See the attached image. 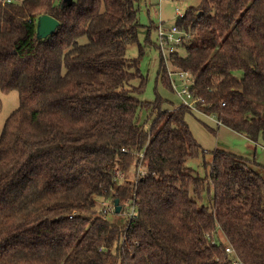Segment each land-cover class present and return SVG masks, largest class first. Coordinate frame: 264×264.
I'll list each match as a JSON object with an SVG mask.
<instances>
[{
  "label": "trees",
  "instance_id": "16d2710c",
  "mask_svg": "<svg viewBox=\"0 0 264 264\" xmlns=\"http://www.w3.org/2000/svg\"><path fill=\"white\" fill-rule=\"evenodd\" d=\"M136 1L0 3V90L20 97L0 134V264H232L227 246L264 264L255 163L216 151L210 174H194L192 112L138 97L146 79L127 57L142 28ZM43 15L60 25L38 39ZM178 26L190 38L159 76L173 91L168 64L189 73L206 114L264 142V0H202ZM138 166L149 174L135 184L115 176ZM134 194L127 226L96 215L97 198L122 206Z\"/></svg>",
  "mask_w": 264,
  "mask_h": 264
},
{
  "label": "rangeland",
  "instance_id": "374dc122",
  "mask_svg": "<svg viewBox=\"0 0 264 264\" xmlns=\"http://www.w3.org/2000/svg\"><path fill=\"white\" fill-rule=\"evenodd\" d=\"M7 0H0V3ZM23 0H11L12 3H19ZM202 0H137L136 7L139 9V21L142 24L139 40L127 46V57L138 61V69L146 79L145 91L138 97L145 102H155L158 98L163 101V110L173 111L182 106L181 99L171 90L168 84L159 76L162 65V54L158 48V26L163 23L165 29L177 26L181 14H186L190 8H198ZM181 52V51H180ZM168 69L173 72L171 65ZM141 77L131 83L138 86ZM176 85L181 88L176 76ZM2 99V112L0 114V134L2 133L7 119L20 107V97L17 91L3 93L0 90ZM143 121L147 126L151 124L155 115L150 117L149 112H141ZM150 117V120H148ZM185 121L196 142L202 147V152L196 158L187 162L194 174L200 177H207L210 174L209 164L213 160V153L224 151L250 160L255 163L253 166L256 172L264 176V142L254 143L245 136L233 131L227 126L218 125L216 116H207L203 113L192 112L185 116ZM202 202L208 205L209 190L202 193ZM108 203L101 198L96 200V215H101L107 209ZM108 222L117 226H124L125 216L120 213H109Z\"/></svg>",
  "mask_w": 264,
  "mask_h": 264
},
{
  "label": "built area",
  "instance_id": "2783aa9c",
  "mask_svg": "<svg viewBox=\"0 0 264 264\" xmlns=\"http://www.w3.org/2000/svg\"><path fill=\"white\" fill-rule=\"evenodd\" d=\"M7 3H12L11 0H7ZM178 15L180 16V19L184 18L185 14H181L178 10ZM158 48L162 54L163 59L165 62H169V57L171 54L178 52L179 46L183 44V41L187 38H190L189 33L181 30L179 26H173L172 28L165 29L163 26V23L158 26ZM174 76H176L181 83L179 88L176 85V80H174ZM168 77L170 79L171 86L173 88V91L176 93V95L181 99L182 106L189 109L191 112H199L203 113L207 116H212L209 114H206L204 111L205 108V102L204 99L201 96H196L193 93V85H194V79L191 77V75L187 72L181 71L179 69L175 71H170L168 69ZM222 106H225V103L222 104ZM215 116V115H214ZM218 125H221V122L218 121ZM134 177L128 178L126 173L117 170L115 172L116 178L121 181H131L134 184L139 180L140 177L147 176L149 172L145 169H142L141 166H138L134 169ZM121 212L123 216H125V224L124 227L127 226L134 218L137 216V199L136 195L134 194L133 199L127 200L122 206H121ZM109 213H115V206L110 204L108 205L107 209H104L101 212V215L105 219H107V216ZM74 215H71L70 218H73ZM226 252L230 256L232 264H246L241 258L239 257L238 253L230 246L226 247Z\"/></svg>",
  "mask_w": 264,
  "mask_h": 264
},
{
  "label": "water",
  "instance_id": "95a60500",
  "mask_svg": "<svg viewBox=\"0 0 264 264\" xmlns=\"http://www.w3.org/2000/svg\"><path fill=\"white\" fill-rule=\"evenodd\" d=\"M74 3V0H63V5L64 7H71ZM60 25V22L49 16V15H43L40 16L37 20V38L38 39H45L49 37L50 35L54 34L56 30L58 29ZM115 212L120 213L121 212V206H120V201L116 200L115 201Z\"/></svg>",
  "mask_w": 264,
  "mask_h": 264
},
{
  "label": "crops",
  "instance_id": "0c3cea01",
  "mask_svg": "<svg viewBox=\"0 0 264 264\" xmlns=\"http://www.w3.org/2000/svg\"><path fill=\"white\" fill-rule=\"evenodd\" d=\"M21 2V1H20Z\"/></svg>",
  "mask_w": 264,
  "mask_h": 264
}]
</instances>
